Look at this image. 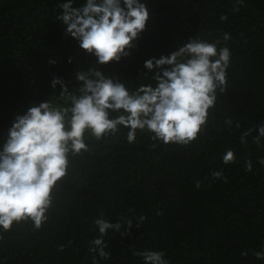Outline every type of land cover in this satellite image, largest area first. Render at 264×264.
<instances>
[{
    "label": "trees",
    "instance_id": "1",
    "mask_svg": "<svg viewBox=\"0 0 264 264\" xmlns=\"http://www.w3.org/2000/svg\"><path fill=\"white\" fill-rule=\"evenodd\" d=\"M62 2L0 0V148L17 115L56 102L60 86L51 87L53 78L73 92L80 86L76 73L95 65L134 90L152 82L145 61L168 56L190 38L215 42L230 35L218 45L231 52L227 89L188 146L164 145L139 130L128 143L122 126L101 140L86 133L89 150L70 155L47 222L39 230L30 221L0 230V264H93L89 248L101 213L111 223L131 217L133 227L124 236L123 222L121 232L109 231L104 240L110 257L97 256L96 264H143L132 253L144 250L163 251L169 264H264L253 255L264 252V166L258 163L264 138L253 142L264 124V0H143L145 30L128 57L107 65H97L65 35L56 20ZM83 3L74 0V6ZM229 149L235 163L224 164ZM221 170L226 182L212 178ZM139 216L146 219L137 228Z\"/></svg>",
    "mask_w": 264,
    "mask_h": 264
},
{
    "label": "clouds",
    "instance_id": "2",
    "mask_svg": "<svg viewBox=\"0 0 264 264\" xmlns=\"http://www.w3.org/2000/svg\"><path fill=\"white\" fill-rule=\"evenodd\" d=\"M59 8L56 20L65 35L78 41L84 53L94 56L97 65L118 63L128 57L149 19L143 0H84L81 6H74V0H64ZM230 39L228 33L215 42L190 38L168 56L145 61L144 68L152 73V82L134 90L119 78L106 76L95 65L76 73L80 86L73 92L68 91L62 79L53 78L51 87L60 86L56 102H41L17 115L0 148V230L8 232L14 224L29 221L39 230L47 222L54 189L68 174L70 155L89 150L86 133L101 140L122 126L128 130V143L135 141L138 130L152 134V141L164 145L188 146L195 141L207 125L209 110L216 107L218 94L227 89L231 52L227 46L218 45ZM68 62H72L71 58ZM225 123L231 126V119ZM252 131L249 128L241 136V143H246L245 137ZM255 131L253 142L259 145L264 138V124ZM222 159L224 164L235 163L234 151L227 150ZM258 163L264 166V158ZM245 170H252L251 161L245 162ZM211 175L214 180L226 182L222 170ZM196 187H200L199 181ZM136 219L138 228L146 217ZM117 221L109 222L103 213L94 220L99 235L89 248L94 254L93 264L97 256L110 257L104 240L109 231L121 232L123 222L124 236L133 227L131 217L122 216ZM132 254L140 257L143 264H169L163 251ZM253 255L264 259V252Z\"/></svg>",
    "mask_w": 264,
    "mask_h": 264
}]
</instances>
